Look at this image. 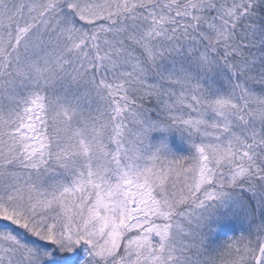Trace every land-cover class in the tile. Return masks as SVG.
Returning a JSON list of instances; mask_svg holds the SVG:
<instances>
[{"label": "snow or ice", "instance_id": "6c2138e0", "mask_svg": "<svg viewBox=\"0 0 264 264\" xmlns=\"http://www.w3.org/2000/svg\"><path fill=\"white\" fill-rule=\"evenodd\" d=\"M0 264H264V0H0Z\"/></svg>", "mask_w": 264, "mask_h": 264}]
</instances>
